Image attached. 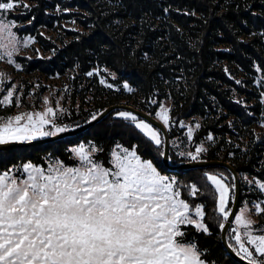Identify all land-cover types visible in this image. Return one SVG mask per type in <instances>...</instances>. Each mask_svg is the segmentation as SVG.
I'll return each instance as SVG.
<instances>
[{
  "label": "trees",
  "instance_id": "16d2710c",
  "mask_svg": "<svg viewBox=\"0 0 264 264\" xmlns=\"http://www.w3.org/2000/svg\"><path fill=\"white\" fill-rule=\"evenodd\" d=\"M30 1L38 2L32 10L35 17L25 28V33L32 35L39 18L47 26L51 23L50 16L43 13L44 1ZM57 1L84 13L79 22L85 32L73 34L51 60L34 61L28 69L45 72L78 69L86 74L92 69L105 68L116 74L112 82L120 89L115 93L96 85L89 110L72 113L63 124L74 130L91 122L93 114L98 116L106 108L119 104L152 116L157 106L153 100L159 103L170 99L172 125L201 118L194 143L210 133L216 141L199 161L227 162L242 178L264 181V0ZM257 65L261 68L259 72ZM238 80L241 83L237 84ZM124 82L129 83L131 93L123 88ZM117 111L122 110L111 111L76 136L0 151L3 156L0 173L28 161L45 166L49 157L73 165L68 148L89 141L104 148L98 159L107 165L108 152L115 143L129 147L136 144L139 154L153 159L164 174L176 177L182 198L193 205H204L211 235L188 227V240L198 242L211 264H239L222 246L219 227L222 217L216 211L214 189L204 176L205 172H224L231 182L229 170L212 166L167 171L156 146L128 122L116 118ZM167 133L170 140L173 133L171 130ZM184 163L169 153L171 166ZM193 183L200 188L195 197L189 195V188L183 187ZM247 197L241 181L239 204ZM231 228L227 230L226 240L228 245H235Z\"/></svg>",
  "mask_w": 264,
  "mask_h": 264
},
{
  "label": "snow or ice",
  "instance_id": "6c2138e0",
  "mask_svg": "<svg viewBox=\"0 0 264 264\" xmlns=\"http://www.w3.org/2000/svg\"><path fill=\"white\" fill-rule=\"evenodd\" d=\"M19 5L20 0H0V59L6 57L17 69L20 65L14 55L21 46L35 42L33 37H18L16 21L8 19L7 14ZM256 70L261 71L259 65ZM93 72L99 75L100 70L86 75L93 76ZM109 75L116 77L113 72ZM6 80L7 75L0 73V90L6 93L0 106L11 105L16 91ZM99 82L109 89L116 87L103 76ZM123 88L132 91L128 82ZM44 103V111L0 117V146L31 143L69 131V126L60 122L64 109L59 101L53 107L45 97ZM158 109L156 118L171 127V109L164 104ZM116 116L154 144L159 156H165L159 128L131 111H117ZM91 119L97 116L93 114ZM179 123L185 127L183 121ZM199 127L197 123L195 128ZM187 137L192 140L193 126H187ZM207 139L214 141L211 133ZM69 152L76 161L73 165L49 157L46 167L28 161L0 173V264H211L198 242L185 239V226L189 225L211 235L204 205L182 198L176 177L164 174L153 159L139 154L138 145L116 143L108 153L107 165L98 159L104 148L91 141L79 143ZM205 152L207 148L201 144L195 152L179 154L197 160ZM204 176L216 194L223 230L231 215L229 202L235 199L236 177L230 182L224 172H205ZM245 179L264 193V181ZM183 187L189 188L192 197L200 192L195 183ZM253 207L256 214L264 212V201ZM251 215L246 204L235 214L231 239L236 243L229 247L248 264H264V228L255 229Z\"/></svg>",
  "mask_w": 264,
  "mask_h": 264
},
{
  "label": "rangeland",
  "instance_id": "374dc122",
  "mask_svg": "<svg viewBox=\"0 0 264 264\" xmlns=\"http://www.w3.org/2000/svg\"><path fill=\"white\" fill-rule=\"evenodd\" d=\"M43 1V13L46 16H50L49 21L51 26H47L43 23V18H39V24L35 25L32 35L27 32L25 33V31H27L25 28L33 21L36 13H34L32 10L37 6L38 2L20 0V5L17 6L10 14H7L9 20L16 21L14 31L18 34V37L21 39L33 37L35 42H30L27 47L21 46L20 51L14 55V60L20 65V69H17L13 64L8 63L6 57L0 59V73H5L8 77V80L5 81V84L9 86L14 84L16 86V91L13 96V103L7 106H0V117L15 116L19 113H35L37 111H44L46 108L44 98L48 97L49 103L53 107H55L56 101L58 100L64 109L63 115L60 116V122H63L68 117H71L72 113L77 114L81 112V110H89V105L93 100V90L96 85L103 87L105 90L114 91L115 93L120 92V89L117 87V85L112 82L116 80L117 76L115 79H113V77L109 75V72L111 71L108 69V71H105V68H97L100 70L99 75L93 72V76H88L84 73L81 74L78 69H63L62 72L57 69L46 72L40 70L39 68H34L32 70L28 69V65L34 61L51 60L55 53L62 48L63 43H67L73 37V34H82L85 32L79 22L85 16L83 12L78 11L75 8H66L62 4L58 3L57 0ZM23 4H27L29 7L26 9L22 6ZM64 9H68V11H65ZM21 17L26 18L22 19ZM93 70L94 69L91 71ZM101 76H103L108 81V83H112L116 87L109 89L105 85H102L99 82ZM125 91L128 93L132 92L126 89ZM4 94L6 93L0 90V99H2ZM17 100L19 101V106H17ZM153 104L157 105L154 114L152 115L153 118L161 123L167 132L171 130L173 133L172 138L169 140V153L171 152V154L177 159L185 163L199 162V159L205 155L206 152L198 157L197 160H192L187 156H181L179 153H186L188 151L195 152V148L201 144H203L207 149L209 147L215 146L216 141H209L207 139L208 136L199 143H194L193 138L201 127V118L193 117L184 120L183 123L185 124V127L183 128L180 126V123H178L176 126L171 125V127H165L162 121L156 118L155 112L159 110V104H164L166 107L172 109V101L170 99H162L159 103L156 101V103ZM115 117L120 118L117 116ZM197 123L200 124L199 128H195ZM189 125L193 126V138L191 141H189L187 137V126ZM44 138L48 137L37 138L36 140ZM70 148H68V150ZM75 163L76 161L73 160V164ZM19 166L20 165L17 167ZM14 174L19 175L18 172H14ZM166 175L173 176L170 174ZM239 178L240 182L242 181L244 186V194L248 197L239 204L236 214H238L240 209L246 204L252 213L251 219L254 221V228H264V212L256 214L253 207L255 202L264 201V193L258 190V187L255 185V183L249 185L245 177L242 178L239 175ZM247 178L248 180L253 181L256 179L251 177ZM234 221L235 218L233 219V223L231 225L232 228L235 227ZM188 227H191L195 232L200 233L196 231V229L191 225L185 226L186 240H188ZM232 228L230 229V236ZM233 242L234 244L236 243L235 240H233ZM249 247L253 251L254 256L260 259L261 257H259V254L255 253L251 246Z\"/></svg>",
  "mask_w": 264,
  "mask_h": 264
},
{
  "label": "water",
  "instance_id": "95a60500",
  "mask_svg": "<svg viewBox=\"0 0 264 264\" xmlns=\"http://www.w3.org/2000/svg\"><path fill=\"white\" fill-rule=\"evenodd\" d=\"M113 110H122V111H131L134 114H136L139 118L146 120L150 124H152L154 127H157L161 130V134L163 135V152L165 153V156H162V163L166 167L167 171L169 172H177L179 170H189V169H198V168H206V167H212V166H220L224 167L229 172L236 177V180L234 183L236 184V189L234 190L235 193V199L232 201V206L230 209V217L229 221L225 223V228L221 230V243L223 248L225 249L228 256H230L235 262L239 264H248V261L242 259L241 257L237 256L236 253L229 247L226 240V233L229 227L232 225L233 219L235 218V214L237 213L239 201H240V178L237 172L231 167V165L227 162H221V161H199V162H189L184 163L178 166H171L169 164V137L168 133L163 127L161 123H159L157 120L153 118V116L148 115L144 112H141L137 109H134L131 106L119 104V105H113L108 108H106L101 114L97 116L96 120H92L91 122L76 128L74 130L67 131L65 133L58 134L55 137H48L44 139H39L32 141L31 143H12L8 146H0V150H9L14 148H21V147H31V146H38L43 145L46 143L55 142L57 140H61L66 137H73L78 134H81L88 130L90 127L101 121L108 113H110Z\"/></svg>",
  "mask_w": 264,
  "mask_h": 264
}]
</instances>
